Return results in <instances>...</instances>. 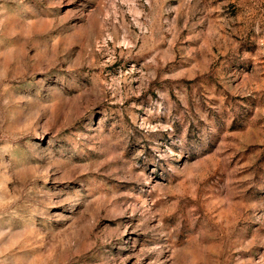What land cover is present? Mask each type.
Listing matches in <instances>:
<instances>
[{"label":"rangeland","instance_id":"1","mask_svg":"<svg viewBox=\"0 0 264 264\" xmlns=\"http://www.w3.org/2000/svg\"><path fill=\"white\" fill-rule=\"evenodd\" d=\"M0 264H264V0H0Z\"/></svg>","mask_w":264,"mask_h":264}]
</instances>
